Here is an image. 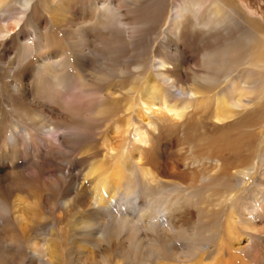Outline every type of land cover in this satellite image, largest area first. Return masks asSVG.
Segmentation results:
<instances>
[{"label": "bare ground", "instance_id": "6f19581e", "mask_svg": "<svg viewBox=\"0 0 264 264\" xmlns=\"http://www.w3.org/2000/svg\"><path fill=\"white\" fill-rule=\"evenodd\" d=\"M6 1L11 0H0V7ZM51 1L58 12L80 6L89 16L88 27L78 23L75 30L62 32V37L55 33L46 37L53 47L62 48L67 67L80 69L91 62L81 57L87 29L95 30L93 36L101 45L99 59L104 63L93 68L90 76L75 74L80 85H103L113 77L117 80L91 98L89 107L83 103L66 105L61 115L53 111L61 123H49L51 129L47 131L54 134L64 127L85 130L97 121H106L105 117L119 123L118 107L129 110L135 101H141L144 108L156 105L160 114L148 122L149 129L133 128L137 142L134 156L131 153L122 167L109 172L112 180H101L107 187L98 185L89 192L91 197L87 193L88 220L83 225L94 231L85 232L82 242L94 248L126 247L128 251L120 255L126 262L168 264L159 260L186 262L200 251L209 256L225 240L232 253L225 252L228 256L219 264H264V125L258 122L264 118V25L260 19L245 16L233 0H176L171 14L173 5L167 8V0ZM20 3L21 16L0 24V38L45 9L47 0ZM90 19L94 21L90 23ZM164 24V37H173V42L168 44L172 39L164 38L152 56L146 50L144 35ZM123 27L131 29V38ZM62 38L69 45L67 49ZM190 56L194 65L187 64ZM67 70L64 73L70 78ZM38 75L40 94L45 90L48 95L49 89L66 85L63 71ZM181 75L188 77L187 84L180 83ZM129 78V87L124 86ZM15 91L11 109L18 118L31 128L40 124L38 127H49L24 106L19 86ZM205 108L209 111L202 121L199 117ZM129 122L120 123L119 133L128 130ZM24 131L31 140L30 131ZM11 136L15 142L14 134ZM135 166L141 174L138 186L135 181H126L124 173L134 174ZM12 181L5 185L0 182L3 213L4 197L15 186ZM224 212L227 217L220 230ZM234 229L240 234H233ZM95 233L99 236L94 237ZM39 235L25 239L13 224L2 222L0 264L15 258L17 264H41L47 256L43 264H60L59 247L53 245L50 229ZM109 263L102 258L94 264Z\"/></svg>", "mask_w": 264, "mask_h": 264}, {"label": "rangeland", "instance_id": "374dc122", "mask_svg": "<svg viewBox=\"0 0 264 264\" xmlns=\"http://www.w3.org/2000/svg\"><path fill=\"white\" fill-rule=\"evenodd\" d=\"M233 1L245 16L255 19L258 18L264 25V0ZM20 2L21 0H14V3L13 0L6 1V5L0 7L1 25H4L5 22L7 24L14 21L16 16H21L20 12L23 8ZM170 2L173 3L171 4ZM167 3L169 5H167V8L173 5L169 9L171 14L175 9L174 4L176 0H167ZM51 5L52 1L47 0L45 9L39 10L33 17L26 19V22H20L19 25H15L17 27H14V31H9L8 38H0V182L5 185L13 180L14 182H12L15 185H12V189L10 188L4 197V201L6 202L4 210L6 213H3L0 209V224L2 222H9L10 225L13 224L17 231L19 230L24 235L25 239L28 237L39 238L41 231H49L50 229L52 233L50 239L53 240L54 246L59 247L58 257L61 259L60 264H81L82 261L88 264H94L102 258H107L110 262L109 264H135L126 262L120 256L128 251L126 247L116 249L113 245H102L99 248H94L92 245L82 242L85 232L94 231L83 225L88 220L85 211L87 208L86 198L88 197L87 193L90 195L98 185L105 189L107 184L101 183V180H112V175H109V172L113 171L116 167H122L125 159H128L131 153L134 156V149L137 142L134 140L133 128L137 127L142 130L149 129L148 122L151 119L153 120V116H160L158 114L159 109L156 105H147V108H144L141 101H135L132 104L133 107L131 106L129 110H124L120 106L118 107L120 111L118 110L119 114H117L122 119L120 121L118 120L119 123L116 121L118 124L115 121L112 122L111 118L107 120V117H105L107 123L103 118L105 123L101 120L99 122L97 121V123H94L90 128L85 130L64 127L58 131L59 133L52 134L48 132L51 129V125H48L49 123L56 124L57 126L58 123H61V121L57 120V117H54V112L57 111L58 114H63L61 111L63 112L64 109L62 108H65L66 105L78 106L84 104V107H89L93 103L90 102L91 98H96V94L100 90L102 91V89L111 85L113 80H117L116 77H113L111 82L103 85L102 83L80 85L75 78V74H89L88 76H90V74H93V68L100 67L104 63V61L99 59L101 45L93 36L95 30L91 31L87 29L88 40L81 45V57L85 62H91L88 66L80 69L75 66L71 68L69 66L67 67L63 61L66 54L62 48L53 47L46 37L49 36L48 34L52 35L53 33L59 34L62 37V32L75 30L77 27L76 24L78 23L83 28L88 27L89 16L80 6L77 9H71L72 12L70 10H68L70 12H67V10L58 12L55 10L56 5ZM166 14H169L168 9L166 10ZM92 21L94 19H90V23ZM74 24L76 26L75 28ZM56 25H59V28ZM165 27V24L157 26L144 35L143 41L146 50L152 56H154V49L160 48L165 38ZM122 29L125 30L126 27ZM124 33L131 38V29H126ZM169 37L167 35L165 39H169ZM172 38L170 37V39ZM172 42L173 39L172 41L168 40L166 43L169 44ZM63 44L65 49L69 47L64 39ZM187 64L194 65V57H188ZM64 65H66V69ZM50 70L63 71V74H65L63 81L66 82V85L62 88L57 87L54 90L49 89L50 93L48 95L44 94L45 90L40 94L37 90L39 86L37 84L38 74H43ZM66 70L71 75L70 78L67 77L68 74L64 73ZM179 81L182 85H185L188 83V77L181 75ZM130 83L131 79L129 78L125 80L124 86L129 87ZM54 85L56 86V84ZM16 86H19L20 91L24 94L22 102L29 109L28 111L37 113L40 116L37 119L39 121H46V125L49 127H38L42 125L39 123L40 125L37 128H31L13 112L11 103L12 100H16ZM142 111H144V114ZM208 111L209 108L201 109L202 118L199 115L197 116L200 120L205 121L203 116H206ZM138 112H140L139 115ZM197 116L196 118H198ZM126 120L130 121L128 132L125 131L127 134L125 132L119 133L122 129L117 127ZM258 122L264 125V118L259 119ZM100 124L103 125L100 126ZM109 125L111 126L109 127ZM24 130L30 131L29 135L31 136V140L28 139V135L25 134ZM12 133L16 138L15 142H13ZM84 133L87 136L83 135ZM120 140L121 142L119 143ZM119 144L121 145L119 146ZM110 147L112 150H110ZM135 167L134 174H129L125 172L126 170L124 173L126 175V181H135V186H138V180L140 181L141 174L140 169L137 166ZM51 182L57 188H53V185L50 184ZM46 184H48V187ZM56 184L58 185L56 186ZM69 199L71 202H69ZM226 217L227 212H224L220 219V230L224 228ZM32 224L35 226L30 227L31 229L29 227L27 228V225L32 226ZM237 233H239L238 229H234L233 234L236 235ZM96 236H99V233H95L94 237ZM224 242L225 240H222L219 248L209 256L205 252L200 251L199 254L194 256L195 258L193 257V259L186 262L171 259H160L159 262H168V264H219L221 260H224L232 253V249ZM240 245H244V242ZM24 246L25 249L26 245ZM26 252L29 254L28 250ZM29 256L32 257L30 254ZM47 258L44 257L41 259V264L47 262ZM77 258H82L83 260H78ZM27 259L28 256L26 257ZM11 260L6 263L17 264L16 258ZM156 263L155 261L150 262V264Z\"/></svg>", "mask_w": 264, "mask_h": 264}]
</instances>
